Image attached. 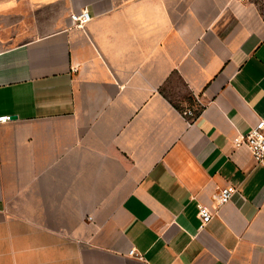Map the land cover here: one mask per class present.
I'll return each mask as SVG.
<instances>
[{"label":"crops","instance_id":"1","mask_svg":"<svg viewBox=\"0 0 264 264\" xmlns=\"http://www.w3.org/2000/svg\"><path fill=\"white\" fill-rule=\"evenodd\" d=\"M6 115L0 264H264V0H0Z\"/></svg>","mask_w":264,"mask_h":264},{"label":"built area","instance_id":"2","mask_svg":"<svg viewBox=\"0 0 264 264\" xmlns=\"http://www.w3.org/2000/svg\"><path fill=\"white\" fill-rule=\"evenodd\" d=\"M70 18L72 25L76 27H83L91 20L90 14L87 10H84L80 14L73 13ZM184 114L192 117L196 116L193 110H188ZM11 120L12 116L10 115L0 116V123ZM237 144L238 146H245L252 153L257 164L264 166V117L260 118L251 128L250 132L243 136ZM234 191L235 190L231 187L222 188L216 197L218 205L222 206L228 203L231 200ZM198 214L203 225L210 223L214 217L212 211L203 205L198 206ZM130 254L137 255L135 250H131Z\"/></svg>","mask_w":264,"mask_h":264},{"label":"water","instance_id":"3","mask_svg":"<svg viewBox=\"0 0 264 264\" xmlns=\"http://www.w3.org/2000/svg\"><path fill=\"white\" fill-rule=\"evenodd\" d=\"M17 116H12V119H15Z\"/></svg>","mask_w":264,"mask_h":264}]
</instances>
